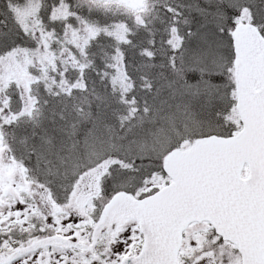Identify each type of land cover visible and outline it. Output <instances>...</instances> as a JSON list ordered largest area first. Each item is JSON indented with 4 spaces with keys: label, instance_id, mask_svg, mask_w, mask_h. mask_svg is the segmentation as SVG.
Returning a JSON list of instances; mask_svg holds the SVG:
<instances>
[{
    "label": "snow or ice",
    "instance_id": "1",
    "mask_svg": "<svg viewBox=\"0 0 264 264\" xmlns=\"http://www.w3.org/2000/svg\"><path fill=\"white\" fill-rule=\"evenodd\" d=\"M0 264H264V0H0Z\"/></svg>",
    "mask_w": 264,
    "mask_h": 264
}]
</instances>
